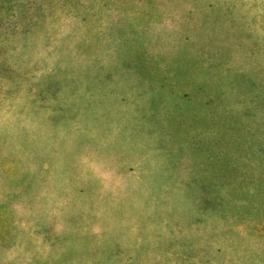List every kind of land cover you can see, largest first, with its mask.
I'll return each mask as SVG.
<instances>
[{
	"label": "rangeland",
	"instance_id": "rangeland-1",
	"mask_svg": "<svg viewBox=\"0 0 264 264\" xmlns=\"http://www.w3.org/2000/svg\"><path fill=\"white\" fill-rule=\"evenodd\" d=\"M0 264H264V0H0Z\"/></svg>",
	"mask_w": 264,
	"mask_h": 264
}]
</instances>
